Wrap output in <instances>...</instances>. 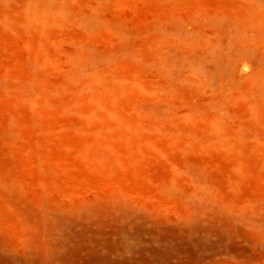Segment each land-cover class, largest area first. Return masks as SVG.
Here are the masks:
<instances>
[{
	"label": "rangeland",
	"instance_id": "rangeland-1",
	"mask_svg": "<svg viewBox=\"0 0 264 264\" xmlns=\"http://www.w3.org/2000/svg\"><path fill=\"white\" fill-rule=\"evenodd\" d=\"M0 264H264V0H0Z\"/></svg>",
	"mask_w": 264,
	"mask_h": 264
}]
</instances>
